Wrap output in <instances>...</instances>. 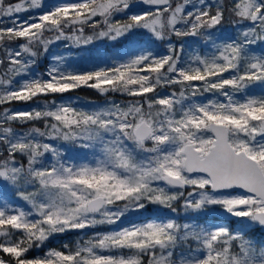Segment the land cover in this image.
Instances as JSON below:
<instances>
[{"label": "snow or ice", "instance_id": "6c2138e0", "mask_svg": "<svg viewBox=\"0 0 264 264\" xmlns=\"http://www.w3.org/2000/svg\"><path fill=\"white\" fill-rule=\"evenodd\" d=\"M226 12L237 32L221 39ZM137 37L168 51L141 46L83 71L53 55L33 70L60 41ZM186 37L205 50L186 52ZM257 45L264 0H0V264H264ZM82 87L105 103L47 99ZM20 102L36 106L11 107ZM150 205L154 218L125 223ZM214 211L228 222H210ZM69 232L87 239L29 256Z\"/></svg>", "mask_w": 264, "mask_h": 264}, {"label": "rangeland", "instance_id": "374dc122", "mask_svg": "<svg viewBox=\"0 0 264 264\" xmlns=\"http://www.w3.org/2000/svg\"><path fill=\"white\" fill-rule=\"evenodd\" d=\"M43 2L45 3V5H50L52 3H55L56 0H43ZM207 2L212 3V4H216V3H219V0H207ZM30 14H32V13H25L24 15H30ZM117 19H120V17H117ZM236 32H237V29L235 31L229 30L227 33H221V34H218L216 36L220 37L221 39H226L229 36L235 35ZM136 39L139 41L138 43H130L127 40V44H125L123 47L117 48L112 53H107L104 49V45L111 44V42H112V41L106 40V39L96 40L92 44H89V45L98 46L99 48H97V49H89L86 47L88 45L72 46V44L70 42L60 41V42L50 46L49 52H48V54H49L48 55V64H46L45 71L50 66V64L52 63V56L53 55L64 56L66 58V66L69 69L83 71V70L92 69L93 67H96V66H103L104 64L111 63V60L113 58L122 57V56H124L125 53L133 51V50H135L141 46H145V47L150 46L158 54H166L167 53L165 51L158 49V46L155 43H152L150 45L146 44L144 42V38H142V37H137ZM81 47H85V48H81ZM256 48H257V46H256ZM78 49H81V50H78ZM185 49H186V52H191L192 50H205L202 48V44L200 43V41L198 39L192 40L190 42V44H188L185 47ZM33 70L35 72L37 71L35 68ZM251 91L254 92V94H256V95L260 94V88L259 87H255ZM161 92H163L165 94L171 93V92H166V91H161ZM206 95H208V94H206ZM69 98H71V102H73L78 107L99 106V105H103L105 103V102L104 103H96V102L88 101L85 99H80V98L75 97L73 94L63 95V97L58 95L56 97H51L50 99L51 100L55 99L57 102H60L61 100H63L65 103H68ZM209 98H211V97L209 96ZM198 99H203V97H200ZM40 103H43V99H41ZM35 106H36V102H28V103H21L20 105H15L12 108L25 110V109L34 108ZM18 130L19 131H27V128H19L18 127ZM66 147H70V146H66ZM70 155H75V154L70 153ZM141 212L148 214L147 218H149V219L154 218L153 216H156L159 214L156 206H152V205H150L147 210H142ZM135 214L136 213H130L128 215V218L125 220V223L128 220L134 219ZM219 214H221L219 211L210 212L207 218L212 217V216L217 217ZM208 220L210 222H219V221H212L210 219H208ZM113 227H115V226H113ZM101 228H102V226H99L94 231H101L100 230ZM65 234H67V233H65ZM60 235L61 234H58L53 238L57 239L58 236H60ZM89 235H91V232H89ZM78 236L80 238H82L83 240L87 239V237L84 236L83 233H78ZM50 239H52V238H50ZM49 240L46 241L45 244H48ZM64 244H65V241L61 240V242L58 246H63ZM42 247L41 248H33L34 252L29 253V256L31 257V256L43 255L44 252H46L48 249L44 248L42 250Z\"/></svg>", "mask_w": 264, "mask_h": 264}, {"label": "trees", "instance_id": "16d2710c", "mask_svg": "<svg viewBox=\"0 0 264 264\" xmlns=\"http://www.w3.org/2000/svg\"><path fill=\"white\" fill-rule=\"evenodd\" d=\"M9 2H11V0H9ZM219 3H223L227 7L230 4V0H219ZM229 30L235 31L236 28L233 27V25L231 23V20H230V17L228 15V13L226 12L225 13V19H224L222 25H220L218 29H215L214 32H215V35H218V34H221V33H227ZM85 34L86 35H90L91 34V29H86L85 30ZM196 39L199 40V38H197V37H186V38L183 39V43L185 44V47H186L188 44H190V42L192 40H196ZM172 41L176 44L177 47L179 46L180 41H177V39L175 37L172 38ZM199 41H200L201 44H203L202 40H199ZM167 43H168L167 41H163V42L156 41L155 42V44H157V46H158V49H160L162 51H165V52L168 51ZM125 44H127V40H124V39L117 40V41H112L111 44L104 45V49H105V51L107 53H112L117 48L123 47ZM72 46H74V45H72ZM86 47L89 48V49H97V48H99L96 45H88ZM81 48H85V47H81ZM261 48H264V46L257 45V48H256L257 53L260 52ZM78 50H81V49H78ZM48 55H49L48 53L47 54H43L42 53L40 55V57L38 58L37 63L34 66V68L37 70L36 71L37 73H43L45 71L46 64H48ZM173 90H174L173 87H168V88H163L160 91L172 92ZM175 90L178 91V87ZM67 94H73L77 98L85 99V100L96 102V103H104L105 99H106L104 96L99 94L96 90H93V89H90V88H87V87H82L80 89H77V90H75L73 92H70V93H66L64 95H67ZM51 97H56V96H49L47 99L51 100L50 99ZM108 98L109 99L120 100V101H122L124 99V97L119 96V95H112V96H110ZM41 99H43V98H41ZM21 103H23V102L14 103V104L11 105V107H14L15 105H20ZM24 128H28V126H25ZM134 217L135 218L131 219V221L140 222L141 220L147 218L148 214L139 212V213H136ZM207 219H210L212 221H217V217H215V216L209 217ZM128 221L126 223H128ZM112 227L113 226L105 225V226H102V228L100 230L101 231H107V230H111ZM256 235L260 236V235H262V233L257 229L256 230ZM61 240H64L65 244H68L70 246H74L77 241L83 242V239L78 236L77 232H69L67 234H65V233L61 234L60 236H58L57 239H54V238L50 239L49 243L45 244V246L42 247V250L44 248L45 249H49V248L61 249L62 246H58L60 244ZM31 252L32 253L34 252L33 249L30 251V253Z\"/></svg>", "mask_w": 264, "mask_h": 264}, {"label": "water", "instance_id": "95a60500", "mask_svg": "<svg viewBox=\"0 0 264 264\" xmlns=\"http://www.w3.org/2000/svg\"><path fill=\"white\" fill-rule=\"evenodd\" d=\"M217 219H218L219 222H228V220L225 219V218L222 216V214H219V215L217 216Z\"/></svg>", "mask_w": 264, "mask_h": 264}]
</instances>
